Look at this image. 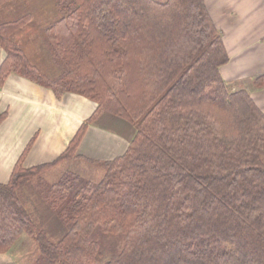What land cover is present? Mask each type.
<instances>
[{"label": "trees", "instance_id": "obj_1", "mask_svg": "<svg viewBox=\"0 0 264 264\" xmlns=\"http://www.w3.org/2000/svg\"><path fill=\"white\" fill-rule=\"evenodd\" d=\"M51 1L36 62L15 39L33 14L0 20V86L15 72L96 107L54 160L24 168L32 139L0 183V252L27 234L45 264H264V111L222 77L229 55L204 0ZM91 123L125 135V152L102 161L98 181L46 179L79 157ZM25 186L64 227L57 240L25 207ZM104 235L122 245L105 254Z\"/></svg>", "mask_w": 264, "mask_h": 264}, {"label": "crops", "instance_id": "obj_2", "mask_svg": "<svg viewBox=\"0 0 264 264\" xmlns=\"http://www.w3.org/2000/svg\"><path fill=\"white\" fill-rule=\"evenodd\" d=\"M206 9L222 36L229 60L220 67L224 80L245 86L264 111V0H204ZM6 56L0 46V65ZM40 60V59H39ZM249 85L251 87H249ZM96 103L84 95L64 92L57 97L44 85L10 72L0 86V183L8 182L17 160L29 168L51 162L61 154ZM128 139L113 130L89 124L76 149L79 157L63 160L55 169L72 170L71 162L111 160L122 155ZM77 172L76 170H72ZM0 264H16L9 252H0Z\"/></svg>", "mask_w": 264, "mask_h": 264}, {"label": "rangeland", "instance_id": "obj_3", "mask_svg": "<svg viewBox=\"0 0 264 264\" xmlns=\"http://www.w3.org/2000/svg\"><path fill=\"white\" fill-rule=\"evenodd\" d=\"M32 13V22L22 30L20 33L17 32L15 34V39L17 43L23 48L25 54L32 62H36V58L39 54H42L39 48V42L43 38L42 26L52 17H57L58 13L55 11L52 5L51 0H3L0 2V20L8 21L11 19H15L25 13ZM46 18L45 23H41L40 21ZM48 43L44 40L42 43V48L45 50V59L44 61L47 63L49 60V52H48ZM40 56V55H39ZM42 58H40V62ZM44 63L43 65H45ZM50 67L54 68V63H47ZM231 89H235L239 86L237 80H232L230 83ZM264 84L263 82L260 83ZM249 87H251L249 85ZM247 89V88H246ZM250 92V91H249ZM70 169L76 170L77 173L83 178L92 181H98L104 174V166L101 161H89L84 158H81V161L71 162ZM63 169H55L53 173H50L47 178L49 181H53L57 179L62 173ZM24 193L30 197L28 199L25 207H27L30 211L33 212L34 219L39 223H41V227L47 228L49 232L50 238L55 241L60 237V235L64 231V227L60 224L59 220L56 217H53L52 213L44 206L39 204L36 199V194H32V191L28 186H25L23 189ZM31 193V195H30ZM34 198V199H33ZM31 200H34L36 203H33ZM34 207L36 210H34ZM35 213V214H34ZM122 237L113 236V235H104L102 237L101 246L104 248L105 254H109L115 248H119L122 245ZM113 248V249H112ZM9 254L12 255L16 264H45L39 258L38 247L34 241V239L27 234H22L15 244ZM173 261L166 257L165 263H172Z\"/></svg>", "mask_w": 264, "mask_h": 264}]
</instances>
